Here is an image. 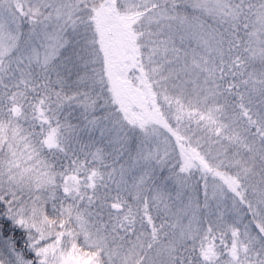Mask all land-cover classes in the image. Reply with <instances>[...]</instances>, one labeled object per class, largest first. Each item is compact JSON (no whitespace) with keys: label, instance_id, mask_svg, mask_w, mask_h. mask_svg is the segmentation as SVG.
<instances>
[{"label":"snow or ice","instance_id":"obj_1","mask_svg":"<svg viewBox=\"0 0 264 264\" xmlns=\"http://www.w3.org/2000/svg\"><path fill=\"white\" fill-rule=\"evenodd\" d=\"M0 264H264V0H0Z\"/></svg>","mask_w":264,"mask_h":264}]
</instances>
